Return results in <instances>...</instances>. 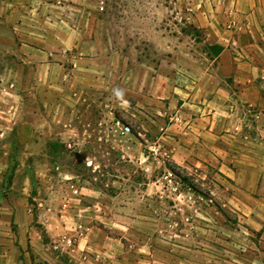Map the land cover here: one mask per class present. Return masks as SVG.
Returning a JSON list of instances; mask_svg holds the SVG:
<instances>
[{
    "label": "rangeland",
    "instance_id": "rangeland-1",
    "mask_svg": "<svg viewBox=\"0 0 264 264\" xmlns=\"http://www.w3.org/2000/svg\"><path fill=\"white\" fill-rule=\"evenodd\" d=\"M175 1L0 0V264H117L147 237L154 255L184 259L197 194L219 187L201 178L209 167L166 160L169 118L150 80L218 48ZM75 35L88 70L75 65ZM147 173L164 174L157 194H144ZM218 208L221 228L209 229L228 238L235 213ZM102 239L108 262L88 260ZM214 246L222 259L233 251Z\"/></svg>",
    "mask_w": 264,
    "mask_h": 264
},
{
    "label": "crops",
    "instance_id": "crops-1",
    "mask_svg": "<svg viewBox=\"0 0 264 264\" xmlns=\"http://www.w3.org/2000/svg\"><path fill=\"white\" fill-rule=\"evenodd\" d=\"M175 3L184 7L185 20L203 29L204 41L217 47L218 52L208 56L209 62L205 57L185 56L184 63L172 65L178 71H164L150 80L154 85L149 89V99L157 103L165 98L164 114L169 118L166 130L159 137L160 148L166 152V160L179 167L190 168L192 164L209 167L210 171H205L201 178L209 175L220 189L213 186L206 196L197 194L204 202L195 200L194 211L200 218L187 219V223L200 230L195 239L187 236L183 260L167 250L154 255L147 237L140 240L137 248L133 245L128 250L126 246L122 248L116 263L264 264V0H176ZM72 45L78 51L77 68L90 69L85 59L87 46L77 35ZM38 67L44 71L50 65L40 63ZM45 76L40 75L42 82ZM159 82L162 88L157 87ZM145 176L144 194L153 195L162 190L164 174ZM215 180L228 182V187H221ZM189 191L186 194L190 196ZM218 207H227L235 213L228 238H221L218 231L209 229L221 228L219 222L224 218ZM105 242L99 241L101 252L88 256V260L108 262L102 256L108 255ZM224 242L233 250L228 259H222L214 246ZM144 247L147 253H139Z\"/></svg>",
    "mask_w": 264,
    "mask_h": 264
},
{
    "label": "built area",
    "instance_id": "built-area-1",
    "mask_svg": "<svg viewBox=\"0 0 264 264\" xmlns=\"http://www.w3.org/2000/svg\"><path fill=\"white\" fill-rule=\"evenodd\" d=\"M125 130H128V127L126 126V127H123Z\"/></svg>",
    "mask_w": 264,
    "mask_h": 264
},
{
    "label": "trees",
    "instance_id": "trees-1",
    "mask_svg": "<svg viewBox=\"0 0 264 264\" xmlns=\"http://www.w3.org/2000/svg\"><path fill=\"white\" fill-rule=\"evenodd\" d=\"M51 145L53 146V145H54V143H50V146H51Z\"/></svg>",
    "mask_w": 264,
    "mask_h": 264
}]
</instances>
